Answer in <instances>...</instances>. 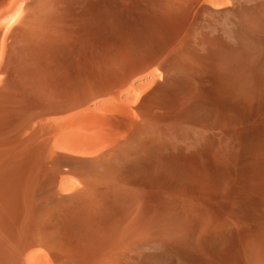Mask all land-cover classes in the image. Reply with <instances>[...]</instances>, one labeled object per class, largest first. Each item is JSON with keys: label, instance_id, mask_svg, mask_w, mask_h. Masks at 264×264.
Wrapping results in <instances>:
<instances>
[{"label": "bare ground", "instance_id": "6f19581e", "mask_svg": "<svg viewBox=\"0 0 264 264\" xmlns=\"http://www.w3.org/2000/svg\"><path fill=\"white\" fill-rule=\"evenodd\" d=\"M48 7L146 60L0 67V264H264V0Z\"/></svg>", "mask_w": 264, "mask_h": 264}, {"label": "rangeland", "instance_id": "374dc122", "mask_svg": "<svg viewBox=\"0 0 264 264\" xmlns=\"http://www.w3.org/2000/svg\"><path fill=\"white\" fill-rule=\"evenodd\" d=\"M42 1L44 6H41V16L38 22H35L34 10L32 11L34 0H17L16 3L15 0H0V67L9 71L17 67H63L70 69L69 71L82 73L84 69L90 67H123L125 69L143 66L146 60L143 54L133 55L127 51L99 50L98 47L102 44L99 38L91 40V38L83 39L76 36L73 38L52 37L49 28L46 30L49 26L47 19L50 10L49 0ZM118 40L116 42L118 46H128L132 42V40L124 39V36ZM94 41L98 43L95 44ZM8 74L1 76L0 92H12L21 97L27 95L26 91H20L15 85L9 83L12 75ZM30 97H33V94ZM263 128L259 127L256 130L261 131L264 130Z\"/></svg>", "mask_w": 264, "mask_h": 264}]
</instances>
